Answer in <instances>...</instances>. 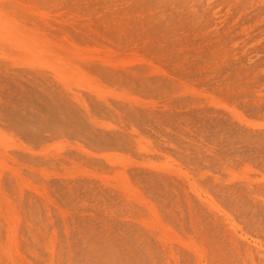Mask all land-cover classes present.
Masks as SVG:
<instances>
[{
  "label": "rangeland",
  "instance_id": "obj_1",
  "mask_svg": "<svg viewBox=\"0 0 264 264\" xmlns=\"http://www.w3.org/2000/svg\"><path fill=\"white\" fill-rule=\"evenodd\" d=\"M0 264H264V0H0Z\"/></svg>",
  "mask_w": 264,
  "mask_h": 264
},
{
  "label": "bare ground",
  "instance_id": "obj_2",
  "mask_svg": "<svg viewBox=\"0 0 264 264\" xmlns=\"http://www.w3.org/2000/svg\"><path fill=\"white\" fill-rule=\"evenodd\" d=\"M13 49V48H12Z\"/></svg>",
  "mask_w": 264,
  "mask_h": 264
}]
</instances>
